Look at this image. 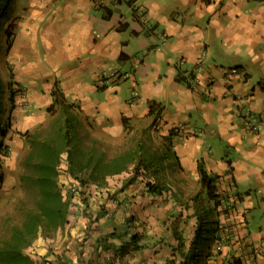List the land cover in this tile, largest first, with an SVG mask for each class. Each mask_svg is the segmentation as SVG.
<instances>
[{"label":"crops","instance_id":"0c3cea01","mask_svg":"<svg viewBox=\"0 0 264 264\" xmlns=\"http://www.w3.org/2000/svg\"><path fill=\"white\" fill-rule=\"evenodd\" d=\"M8 3L0 53L28 105L42 107L43 117L57 113L47 110L57 86L90 130L100 128L126 151L142 144L157 159L170 154L161 178L172 185L161 194L139 180L122 188L139 157L118 173V187L112 175L107 191L90 182L52 245L53 264H167L176 236L183 229L193 236L199 164L235 201L224 216L232 225L222 254L264 264V0ZM101 207L117 208L100 218ZM128 221L135 250L123 248L119 232Z\"/></svg>","mask_w":264,"mask_h":264},{"label":"trees","instance_id":"16d2710c","mask_svg":"<svg viewBox=\"0 0 264 264\" xmlns=\"http://www.w3.org/2000/svg\"><path fill=\"white\" fill-rule=\"evenodd\" d=\"M8 2L9 0H0V6H3L0 8L2 20L0 46L2 32H8L11 26V22L8 23L10 20ZM5 67L10 74L9 67ZM2 73L1 69L0 190L5 180L4 160L8 157L7 149L10 146L7 140L12 137L11 132H14L18 125L14 119V111L19 106L18 97H21L22 90L13 80L6 81ZM52 94L54 102L47 106V110L57 113L52 114L50 122L40 124L34 129L18 131L29 144L27 156L21 163L20 180L27 195L17 200L14 207L0 218V264H53L52 260L47 258L36 260L28 251V247L41 236H52L58 228L68 222L72 193H64L60 186L59 174L63 161L67 162L66 172L83 186L90 182L101 186L106 183L105 179L108 175L128 170L129 164L139 157L122 187L125 189L138 180L145 171L151 172L156 177L160 171L163 172L162 161L169 160L170 157V154H163L162 159H157L150 153L146 154V150L144 151L146 148L139 144L127 150L122 156H111L114 163L112 166L106 160V149L95 145L93 147L80 145L78 134L73 130L79 122L78 115L71 110L73 103L65 102L57 86L52 89ZM199 171L201 191H206L207 198L214 203L213 207L209 209L202 205L203 200L197 198L201 191L190 197L196 220L193 236H187L184 229L180 235L177 233L178 242L176 245H171L173 255L167 259V264H214L221 252L220 248L215 252L214 244L221 239H224L225 244L231 242V234H224L226 232L224 216L230 217L234 212L235 201L228 202L230 199L220 192L215 184V176L209 174L204 165L199 164ZM169 183L170 181H164L163 178L150 179L145 181V188L151 194L157 195L169 191L168 186L172 185ZM244 262V258L230 254L225 255L220 264H244Z\"/></svg>","mask_w":264,"mask_h":264},{"label":"rangeland","instance_id":"374dc122","mask_svg":"<svg viewBox=\"0 0 264 264\" xmlns=\"http://www.w3.org/2000/svg\"><path fill=\"white\" fill-rule=\"evenodd\" d=\"M2 7L3 6H0V8H2ZM9 7H10V5H9ZM1 21L2 20L0 19V22ZM2 57L3 56H1V53H0V70L1 69L3 70L6 81H9L10 79L12 80L11 68L9 67V69H10V74H9L7 71L8 68L5 67V66H7V64L4 62V61H6L5 57H3V58ZM5 68H7V69H5ZM20 94H23L24 96H22L23 98L20 96L18 97V105H19V102L21 101L22 102L21 105L23 107L20 109L21 111L19 113L16 112V110L19 109V106L16 107V109L14 111V119H16L18 125L16 124L17 125L15 128L16 131L14 130V132H11V134L13 133L12 137L7 140V143L10 146L7 149L8 157L5 158L4 166H3L4 171H5V180L3 182L2 189L0 190V218L5 212L10 211L14 207V204L17 202V200L23 199L27 195V192H26V190H25V188H24V186L20 180H21V170H22L21 163L23 162L24 158H26V156H27V153L29 151V144H28V142L25 141V137L23 135H21L18 131H25L28 128L34 129V128H36V126H38L40 124H48L51 120V117H52L51 113L49 116L43 117L42 107L41 108L34 107V105L32 103H31V106L28 105L27 93H26V90L24 88H22ZM73 130L78 134V138H79V142H80L81 146L93 147L95 145L98 148L106 149V151H107L106 160L109 163H111L112 166L114 165V163H112L113 161L111 159V156L119 157V156L124 155V153L126 152L125 148H122L121 145L115 143V140H112L108 135H106L104 132H102L100 128L99 129L94 128V129L90 130L88 123L78 122L77 126ZM145 150H146V154L150 153L151 155H153V157L158 156V153L155 151V149H152L150 151V148H148V149H144V151ZM66 166H67V162L63 161L61 163L59 181L61 184L60 186L63 189L64 193H67V194L72 193V198L70 201L71 205L69 207L71 214L69 213V216H71L72 217L71 219H73V218H75L74 215L76 214L75 207H74L75 200L78 199V196H83L84 191H82V190L85 188H90V184L87 183L85 186L80 184L75 178L71 177L66 172ZM90 166H92V163L90 164ZM86 176H88L87 172H86ZM161 176L162 177L164 176V174L161 171L159 172V174L156 177H154L151 172H146V173H143V175L138 180L140 182L141 181H149L150 179L157 180L158 178H161ZM112 177L118 179L116 182V187H118V183L120 182L121 175L118 176V174H115V175H112ZM164 181H166V180H164ZM91 183L94 184L93 186H94L96 191H98V192L107 191L105 189V187L107 186V183L104 182L105 184H103L101 186L98 184L95 185L94 182H91ZM169 184H171V183H169ZM145 186L146 185H144V187ZM141 187H142V189H144L143 184H141ZM168 187L170 188V186H168ZM145 190H146V188H145ZM85 192H86V189H85ZM118 194L119 193L116 192V196ZM202 205L204 207L209 206L208 207L209 209H211V207H213L212 206L213 204L211 201L209 203L205 202V198H204ZM69 208H68V210H69ZM115 209L110 208V207H108L107 210H105L104 207H101L99 209L97 208V210H96V212H98L97 216H99L101 218L104 216V214L107 211L110 212L111 214H112V212L115 213ZM90 212L93 215V211L91 210ZM69 216H68V218H69ZM105 216H106V214H105ZM115 216L113 215L112 217H115ZM257 219H260V218H258V217L255 218L256 223L261 222V220H257ZM125 223H123L124 225L121 227V229H119L120 230L119 232L124 233L123 238L125 239V241H124L123 248L128 249L131 246L132 250H135V247H134L135 245L133 243L134 239L132 240L133 236L130 234H127V232L131 230L130 227H134V222L130 223V221H128V223L127 222H125ZM227 225H228V227L232 225L229 220L227 221ZM0 227H1V221H0ZM62 228L63 227L58 228L52 236H48V237L47 236H41L39 239H37V241L34 242L33 245L28 247V251L31 253L32 257H34L38 261H41L42 259H45V258L49 259V256L53 252V251L50 252L52 250L51 248H53L52 245H54V246L57 245L56 242H58V234L62 231ZM113 237H115V236H113ZM140 238L141 239L143 238L142 235H140ZM223 245L225 248L226 246H225L224 239H221L220 241L216 242L214 244V248L216 250L215 252H217V250H219V248L221 249L223 247ZM138 247H139V245H138ZM223 249H221V252L219 253L214 264L222 263L224 256H225L224 254H222ZM130 251H131V249L128 252L130 253ZM231 253L234 254L233 252H231ZM120 254H121V256L125 257L127 254V251L123 250V251H121Z\"/></svg>","mask_w":264,"mask_h":264},{"label":"built area","instance_id":"2783aa9c","mask_svg":"<svg viewBox=\"0 0 264 264\" xmlns=\"http://www.w3.org/2000/svg\"><path fill=\"white\" fill-rule=\"evenodd\" d=\"M138 13H139V15H140V14L142 15L141 21L145 22V21H146V17L143 16V14H144V13H143V10H142V11L139 10ZM249 116H252L251 113H249ZM251 122H253L252 119L249 120V124H250ZM250 126L253 127V128H256V126H252L251 124H250ZM226 228H227V226H225L224 230H226Z\"/></svg>","mask_w":264,"mask_h":264},{"label":"clouds","instance_id":"9594fccd","mask_svg":"<svg viewBox=\"0 0 264 264\" xmlns=\"http://www.w3.org/2000/svg\"><path fill=\"white\" fill-rule=\"evenodd\" d=\"M211 202H212V201H211ZM230 203H233V201H230ZM212 204H214V203L212 202ZM106 215H107V216H110L111 213L107 211V212H106ZM226 224H227V222H225V220H224V228H225V226H227V228H228V230H229V227H230V226L228 227V225H226Z\"/></svg>","mask_w":264,"mask_h":264}]
</instances>
